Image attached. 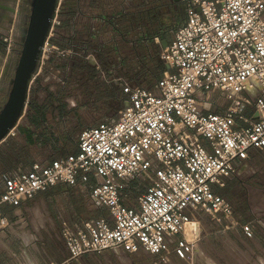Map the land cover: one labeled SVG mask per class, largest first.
<instances>
[{"label":"built area","instance_id":"2783aa9c","mask_svg":"<svg viewBox=\"0 0 264 264\" xmlns=\"http://www.w3.org/2000/svg\"><path fill=\"white\" fill-rule=\"evenodd\" d=\"M62 1L32 80L54 51L73 53L49 40L61 23ZM179 1L186 19L170 28L173 37L159 50L165 69L156 86L124 84V106L114 117L82 129L75 153L49 163H17L4 172L0 223L3 204L18 206L64 183L76 187L90 208L107 212L62 221L60 235L70 259L141 248L159 261L175 254L191 262L194 241L177 235L197 210L225 220L224 228L240 226L245 236H253L254 222L237 221L231 204L211 186H224L236 171V159H246L250 149H264V0ZM118 4L123 13L131 0ZM14 23L3 42L15 59L21 38ZM214 92L230 103L213 110Z\"/></svg>","mask_w":264,"mask_h":264},{"label":"crops","instance_id":"0c3cea01","mask_svg":"<svg viewBox=\"0 0 264 264\" xmlns=\"http://www.w3.org/2000/svg\"><path fill=\"white\" fill-rule=\"evenodd\" d=\"M117 1L108 7L106 0H77L72 18L73 45L80 53L84 50L83 58L89 63V66L79 69L84 76L82 87L91 89L92 81L99 78L96 73L91 75L88 69L95 67L94 64L99 69L103 68L102 71L109 77L114 76L120 81L116 90H112L111 81H106L107 85L102 83L104 92L98 99L103 102L101 104L100 100H96L93 104L94 110L100 111L102 106L104 113L110 114L105 117L117 114L126 97L122 91L124 84L146 88L156 86L165 69L158 56L163 47L162 41L169 43L173 37L170 28L186 19L185 7L179 0H131V6L128 7L130 9L115 18L114 13L120 7ZM146 1L148 4H145ZM3 2L7 5L14 4L16 9L21 7L23 13L28 6L27 0L21 4L20 0H15V3L12 0ZM15 14L20 15L16 11L11 13L0 9V104L8 88L12 62V57L6 54L3 35ZM24 20L23 14L22 22ZM23 26L22 23V29ZM55 31L54 39L60 35L66 36L68 30L62 26ZM60 43L63 46L67 44L62 40ZM85 92L82 95L86 98L88 94ZM243 94L252 95L249 91H244ZM78 95L80 98V93ZM48 99L46 103L36 102L32 110L28 111L26 108L12 133L0 142L1 150L2 144L10 140L8 138H13V141L18 139L21 141L16 146L24 149L22 154L13 158L11 164L0 170V184L1 175L17 163H49L55 158L75 153L81 130L102 121L85 124L79 118V108H69L61 99ZM79 106L85 108L86 105ZM73 117L76 121L71 119ZM211 187L231 204L233 217L237 221L255 223L259 219L264 223V149H250L246 159H236V171L226 178L225 185L219 187L212 184ZM1 213L0 264H81L84 258H91L92 253H86L78 259H70L60 235L62 221L74 223L91 217V208L76 187L56 184L38 191L18 206L3 204ZM92 213H95L93 216L107 215L106 210L101 209H93ZM194 213L190 220L196 223V229L192 230L194 240L191 241H194L195 248L191 262L180 259L175 254H171L168 261L160 262L157 256L141 248L133 253L124 249H112L95 254L123 255L124 259L126 257L124 264H193L198 259L203 264H209L207 260L214 264H235L222 256L220 243H214V239L218 240L221 236L225 254L246 255L254 259V264H262L263 225L254 227L253 236L247 237L240 226L224 228L225 220L218 222L201 210ZM182 236L188 239L185 229L177 235L178 238ZM231 237H235L238 244L230 243ZM130 258H133L132 261Z\"/></svg>","mask_w":264,"mask_h":264},{"label":"rangeland","instance_id":"374dc122","mask_svg":"<svg viewBox=\"0 0 264 264\" xmlns=\"http://www.w3.org/2000/svg\"><path fill=\"white\" fill-rule=\"evenodd\" d=\"M23 1L24 0H20V4L23 3ZM20 8H19L20 15L19 16L15 15V17L12 18V20L14 19V21H15L14 28H15V32L17 34V37H21V35H22V33H21L22 27L21 26L23 23L22 20H23V14H24L23 12L24 11H22V9H20ZM12 22L13 21H11L9 24L11 25ZM10 25L7 26V29L5 30L6 32H7L8 28L10 27ZM56 39H59L61 41V39H63V36H61V35L57 36ZM52 54H53L54 60L50 63H46L45 65H43L41 67V69L38 71L37 76L32 80V82L30 84L28 99L31 98V99H33V101H35L37 103H46L49 101V99H48L50 96L49 94L53 93L54 95H58V97L61 99L62 102L67 103L69 108H74V107L79 108V110L81 112L79 118L85 124H94L95 122L109 118V116L105 117L106 115H110V114L109 113L105 114L102 106H100L102 108V110L97 111V110L93 109V106H94L93 104H94V102H96V100L97 101L100 100L98 98L103 95L104 91H102L103 90L102 83L107 85L106 81L107 82L111 81L112 90H116V88L118 89L117 85L120 84V81L114 76L109 77L106 73H104L102 71L103 68L99 69L97 64H94L95 67L88 68V69L90 71V74L96 73V74H98L97 76L99 78L92 81L93 87L92 88L90 87L91 89L88 90L87 88L82 87V86H84V81H83L84 76L80 72V70L78 69V66H85V67L89 66L88 65L89 63L86 61V59L83 58V56H78L75 53L68 54V55H62L59 51H54ZM45 55H47V54H45ZM17 57L18 56H16V58ZM56 62L63 64V68H61V67L55 68L54 64ZM102 66L103 65L101 64V67ZM10 73L12 74L11 71H10ZM80 73H81V77H80ZM37 78L39 79L38 84L35 82V79H37ZM106 91H111V90L106 89ZM122 91H123V87H122ZM82 92H85L86 94H88V96H86V98H85L82 95L83 94ZM79 93L81 95L80 98L78 95ZM74 96H76L78 98L74 99L73 98ZM125 98H123V101L125 100ZM212 100H213L212 105L214 106L213 110H216V111L221 109V107L227 106L230 103V100L222 97L217 92H214ZM99 102L102 104L103 100H100ZM79 104L80 105L84 104L86 106H85V108L80 107ZM71 119L76 121L74 117ZM8 139H10V140H6V142H4V144H2V146H1L2 148L0 150V165L6 166V165L11 164V162H12V160L16 154V152L13 148V145H17L21 141L18 139H16V141H13V138H8ZM23 150L24 149H21L17 146V152L22 154ZM92 211H93V209L91 208V213H90L91 216H93V214H95V213H92ZM197 212H198V210H197ZM257 225H259V226L263 225L264 226V223L261 220L256 219V221L254 223V227L256 228ZM191 237L192 236H189L188 240H190V241L194 240V237H192V238ZM218 242L220 243V251L223 254V255L222 254L221 255L224 258L234 262L235 264H242L244 262H249L250 264H254L255 261H253L254 259H252V257L246 256V255H240V254L236 255V256H232L231 254H225L226 252H225V248L223 247L224 246L223 245V237L220 236L218 238V240H217V238L214 239L215 244H217ZM238 242L239 241L235 237L230 238V243L238 244ZM194 248H195V246H194ZM227 253H229V252H227ZM125 259H126V257H125ZM125 259H124L123 255L118 256L115 254L113 255L111 253H107V254L92 253L91 258L90 259L84 258L82 260L81 264H124L123 262ZM132 259L133 258H130V261H132ZM260 261L262 262V264H264L263 259ZM160 262H163V261H160ZM207 262H209V261L207 260ZM177 264H187V263H181L180 262ZM193 264H203V261L198 259Z\"/></svg>","mask_w":264,"mask_h":264},{"label":"water","instance_id":"95a60500","mask_svg":"<svg viewBox=\"0 0 264 264\" xmlns=\"http://www.w3.org/2000/svg\"><path fill=\"white\" fill-rule=\"evenodd\" d=\"M3 1L0 0V9L14 13V4L7 5ZM12 2L15 3V0ZM27 2L28 12L24 13L25 20L21 30L18 57L11 60L12 74L9 77L5 98L0 104V142L15 128L26 110L30 84L58 5V0H27ZM19 8L18 14H20ZM162 45L163 47L166 45V40L162 41Z\"/></svg>","mask_w":264,"mask_h":264},{"label":"trees","instance_id":"16d2710c","mask_svg":"<svg viewBox=\"0 0 264 264\" xmlns=\"http://www.w3.org/2000/svg\"><path fill=\"white\" fill-rule=\"evenodd\" d=\"M116 0H112V1H110V2H108V0H106V3L107 4H109V6L111 7V3L112 2H115ZM119 1V0H118ZM117 1V2H118ZM76 4H77V0H63L62 1V3H61V5H60V7H59V10H58V17H59V19H60V21H61V23H60V25H57V26H55L54 27V32L56 33V31H55V29L57 28V27H62V26H65V27H67V35L66 36H63V39H61L63 42H65V43H67L66 45H64L63 46V44L62 43H60V41L59 40H56V39H54L53 38V36H54V34H53V36H51L50 38H49V40L53 43V44H55V45H57L59 48H71L72 50H73V53H75V54H77L78 56H83L84 55V50L82 51V53H80L79 52V50H77L76 49V47L73 45V34H71V30H72V18H73V15H74V13H75V11H76ZM106 4V5H107ZM145 4H148V2L146 1V3ZM128 9H130V8H127V10ZM126 10V11H127ZM120 11V7H119V9L117 10V12H115L114 14H115V18L116 17H118V16H120L121 14H123V13H120L119 12ZM125 11V12H126ZM28 12V6L27 7H25V13H27ZM65 19V20H64ZM70 31V32H69ZM72 54V53H71ZM158 56H159V52H158ZM54 60V58L53 57H51L50 58V60L48 61L49 63L50 62H52ZM87 61V60H86ZM162 63V62H161ZM162 65H163V63H162ZM54 66H55V68H63V64H61V63H58V62H56L55 64H54ZM80 67H82L83 69L85 68V66H78V69H80ZM163 67H164V65H163ZM164 71V70H163ZM163 71H162V73H163ZM162 73H161V75H162ZM39 79L37 78V79H35V82L38 84V81ZM50 96V100L51 101H56V100H58V99H60L59 97H56V95H54L53 93H50L49 94ZM126 99V98H125ZM60 101V100H59ZM125 101V100H124ZM124 101H122V105H121V107L119 108V109H121L123 106H124ZM36 104V102L35 101H33V99H31V98H29L28 99V103H27V110L29 111V110H32L33 109V105H35ZM118 109V110H119ZM118 112V111H117ZM39 113H41V112H39ZM14 150H15V152H16V154H15V156H18L19 154H21V153H19V152H17V146L15 145L14 147ZM5 158V157H4ZM7 167V165L5 166V165H0V170H3V169H5ZM10 169V168H9Z\"/></svg>","mask_w":264,"mask_h":264},{"label":"bare ground","instance_id":"6f19581e","mask_svg":"<svg viewBox=\"0 0 264 264\" xmlns=\"http://www.w3.org/2000/svg\"><path fill=\"white\" fill-rule=\"evenodd\" d=\"M184 225H185L184 229L186 230V233L188 234V237L192 236V230L196 229V223L193 222V221L188 220V221L185 222ZM208 261H209L210 264H214L211 260H208Z\"/></svg>","mask_w":264,"mask_h":264}]
</instances>
